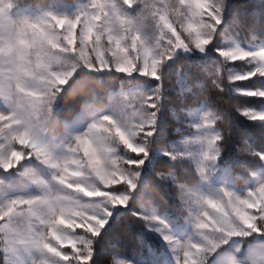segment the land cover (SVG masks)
<instances>
[{
	"label": "snow or ice",
	"instance_id": "6c2138e0",
	"mask_svg": "<svg viewBox=\"0 0 264 264\" xmlns=\"http://www.w3.org/2000/svg\"><path fill=\"white\" fill-rule=\"evenodd\" d=\"M10 7L8 0H0V105L6 109L0 111V169L9 172L35 160L52 175L44 181L33 170L19 172L21 182L38 191L0 202V245L12 250L34 248L41 256L39 264H89V241L83 237L99 234L109 207L127 206L128 196L120 191L124 186L129 191L136 187L139 173L134 170L144 163L136 157L147 158L149 150L158 147L152 138L161 88L113 96L108 105L111 114L94 117L76 135L69 133L67 123L55 120L54 105L65 95L79 93L81 116L88 113L94 97L83 86H69L78 71L137 74L160 81L162 66L177 50L204 52L221 23L222 0L215 4L212 0H87L71 17L43 11L19 20L10 18ZM145 24L152 30L151 39L142 34ZM218 54L227 63L242 61L234 65L246 66L241 74L229 75L230 82L264 78V52L237 47ZM213 83L223 91L219 82ZM241 94L264 97L261 91ZM242 115L264 121V112ZM217 121H225L223 113H206L193 124L197 134L192 142L198 147H185L176 154L164 151V155L173 160L190 158L201 179H206L220 155L221 140L226 139L214 126ZM50 124L67 134L59 155L44 139ZM118 149L128 158L117 155ZM259 160L264 162V155ZM158 175L172 183L174 197L193 221L194 240L179 243L164 237L176 253L177 264H208L207 258L223 251L230 241L246 244V253L236 248L220 264H264V181L237 195L224 188L199 192L181 183L172 171ZM9 190L11 186L0 185V195ZM257 237L258 243L250 242Z\"/></svg>",
	"mask_w": 264,
	"mask_h": 264
},
{
	"label": "trees",
	"instance_id": "16d2710c",
	"mask_svg": "<svg viewBox=\"0 0 264 264\" xmlns=\"http://www.w3.org/2000/svg\"><path fill=\"white\" fill-rule=\"evenodd\" d=\"M81 1L10 0V4L19 10L33 5L50 7L58 3H73L75 7ZM222 2L221 23L216 26L205 53L200 55L193 48L189 49V53L175 54L162 66L160 81L147 80L137 74L129 77L115 72L83 70L78 71L69 82L71 87L83 86L95 99L91 107L98 108L107 106L111 94L117 90L139 88L151 92L159 85L162 93L156 134L152 138L153 145L158 147L149 150L147 158L142 155L136 157L144 160L140 168L134 170L139 173L134 181L136 187L129 191L124 186L120 191V194L128 196L127 206L109 207L110 215L99 234L96 237H83L89 241V264H164L163 242L158 234L148 231V220L143 213L145 209H151L160 218L174 221L186 216L187 210L174 197L172 183L158 175L160 172L167 175L172 171L181 183L189 187L200 180L190 160H173L168 155L160 154L192 131L186 111L207 107L210 112L224 114L225 121H217L214 125L226 138L221 140L220 155L215 163L224 166L232 175L236 188L243 190L253 174L264 169V162L259 160V155H264V121H253L242 115L243 111L258 113L264 109V97L241 94L245 90L262 91L264 78L230 82L228 76L241 74L246 66L234 65L243 64L242 61L227 63L218 54L220 50L233 45L264 48V0ZM213 81L219 82L223 91ZM82 109L79 93L65 95L62 101L54 105L55 120L66 123ZM49 127L52 133H59L63 129L55 124ZM151 157L154 160L148 164ZM28 162H22L9 172L0 169V175L19 172ZM77 231L83 232V229ZM3 263V246L0 245V264Z\"/></svg>",
	"mask_w": 264,
	"mask_h": 264
},
{
	"label": "rangeland",
	"instance_id": "374dc122",
	"mask_svg": "<svg viewBox=\"0 0 264 264\" xmlns=\"http://www.w3.org/2000/svg\"><path fill=\"white\" fill-rule=\"evenodd\" d=\"M223 1V0H222ZM10 3V0H8ZM212 2L215 4L217 2H220V0H212ZM87 3V0H83L79 2L75 7L72 6V4L66 5L65 3H58L57 5H53L50 7H43L42 5H33L30 7H25L24 9L17 10L14 7L9 8V16L13 20H19L24 18H34L36 15H39L43 11H52L58 15H64L71 17L73 16L79 9H81L85 4ZM223 3V2H222ZM130 15H134L135 13L130 12ZM151 28L145 24L142 34L147 39H151L152 31ZM208 47V46H207ZM241 48L239 46H231L230 48ZM245 51L249 52H264V48L262 47H254L249 45L246 48H241ZM225 50V49H224ZM189 53L190 50L185 52L184 50H177V53ZM199 52V51H198ZM204 52H199L200 55H203ZM137 90L142 91V89L139 88H130L127 90H117L114 91L110 96V102L112 101V97L119 95L124 92H135ZM264 92V89L261 91ZM136 102V101H134ZM108 104V105H109ZM108 105L105 107H90L88 110V113L86 115L81 116L82 111L77 114L72 120L66 122L69 126V133L71 135L80 134L83 131L86 130L89 123H91L92 119L99 115L104 114H111L110 110L108 108ZM6 109L3 107V105H0V111H5ZM210 112L209 109L204 107L202 110H188L185 112V114L188 117V125H192V131L188 133L187 135L183 136L179 140L173 142L170 144V146L167 148V150H162L160 154H164V151L176 154L185 151V147H188L192 150H195L198 146L192 142L193 138L197 134V129L193 126V124L199 123L201 121V118L206 114ZM264 112V109H261L258 113ZM45 141L49 143L53 148L55 149V153L57 155L61 152V147L63 144L67 142V134L65 133L64 129H62L59 133H52L50 131V127H48L47 134L44 137ZM187 139L189 143L187 145L182 143V140ZM117 155L121 156L123 159L128 158V154L124 153L121 149L117 150ZM158 156V155H157ZM181 159H188L192 162L190 158L183 157ZM154 158L151 157L148 159V164H151L153 162ZM193 163V162H192ZM195 169L197 171L196 165ZM24 168L33 170L36 175L41 178L44 181H50L51 180V170L47 169L45 166L39 164V162L35 160H29L28 164ZM23 168V169H24ZM22 169V170H23ZM21 170V171H22ZM20 172V171H19ZM19 172L16 173H9L7 175H0V185L5 186L8 188L11 186V190L5 192L3 195H0V202L18 196H31L37 194V188L34 185L22 183ZM200 177V175H199ZM234 178L232 175L226 170L224 166H213L210 173L207 175L206 179H201L198 181L196 185L193 187L203 193L213 192L216 189L224 188L226 190L232 191L236 193L237 195H243L246 191H248L251 187L255 185L257 181H264V169L257 171L253 174V176L247 181L246 187L242 190L236 188L233 185ZM144 209V208H143ZM211 211V209H210ZM251 211V210H250ZM143 215L148 220V231L153 232L155 234H158L163 242V262L164 264H177V256L175 251L172 248V245L165 240V236L169 238L171 241H176L179 243H184L189 240H194L195 236L193 233V221L192 217L189 215V212L187 211L186 216L182 220H166L162 219L156 214H154L153 210L151 209H145ZM152 218H155V221H153ZM159 228L160 231H156L155 229ZM260 240L259 237H257L255 240H250L251 243H258ZM223 251H218L217 255L208 257V264H220L222 258L226 254H230L234 249L239 248L241 252L246 253L247 245L243 242H232L230 241L227 245L222 246ZM3 254H4V263L3 264H39V261L41 259L40 253H38L34 248L27 249L23 246H20L16 250L12 249H5L3 247ZM182 257V253L180 254ZM238 257H240V254L237 253ZM242 258V257H240ZM210 259V260H209ZM127 264V263H123Z\"/></svg>",
	"mask_w": 264,
	"mask_h": 264
}]
</instances>
